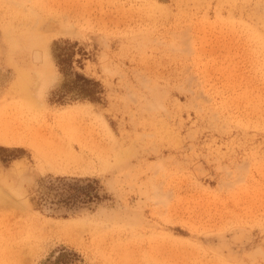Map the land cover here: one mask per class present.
<instances>
[{
  "label": "rangeland",
  "instance_id": "rangeland-1",
  "mask_svg": "<svg viewBox=\"0 0 264 264\" xmlns=\"http://www.w3.org/2000/svg\"><path fill=\"white\" fill-rule=\"evenodd\" d=\"M0 264H264V0H0Z\"/></svg>",
  "mask_w": 264,
  "mask_h": 264
},
{
  "label": "trees",
  "instance_id": "trees-1",
  "mask_svg": "<svg viewBox=\"0 0 264 264\" xmlns=\"http://www.w3.org/2000/svg\"><path fill=\"white\" fill-rule=\"evenodd\" d=\"M77 44L78 42L65 40L61 43H55L54 46L55 63L64 75L63 94L98 100L102 92L100 83L72 70L73 63L75 61L80 62L79 59H74L78 52L76 50ZM97 183L98 181L95 179H80L71 182L58 181V183H52V186L65 192V201L76 204L98 200Z\"/></svg>",
  "mask_w": 264,
  "mask_h": 264
},
{
  "label": "bare ground",
  "instance_id": "bare-ground-1",
  "mask_svg": "<svg viewBox=\"0 0 264 264\" xmlns=\"http://www.w3.org/2000/svg\"><path fill=\"white\" fill-rule=\"evenodd\" d=\"M64 4H65V3H64ZM66 4L69 5L68 3H66ZM66 4H65V5H66ZM71 4H73V3H70V5H71ZM78 4H79V3H78ZM67 5H66V6H67ZM80 5H81V4H80ZM59 6H61V5L59 4L57 7H59ZM74 6H75V5H74ZM76 6H77V5H76ZM78 6H79V5H78ZM84 6H85V5H84ZM57 7H56V8H57ZM67 7H68V6H67ZM59 8H60V7H59ZM63 8H64V7H63ZM71 8H72V6L70 7V9H71ZM81 8H82V7H81ZM81 8H80V9H81ZM83 8H84V7H83ZM85 8H86V6H85ZM54 9H55V8H54ZM64 9H66V8H64ZM64 9H63V10H64ZM76 9L78 10L79 8L77 7ZM55 10H56V9H55ZM74 10H75V8L73 9V11H74ZM93 10H94V9H93ZM59 11H60V10H59ZM65 11H67V9H66ZM96 11H97V10H96ZM51 12H52V11H51ZM55 12H56V11L53 12L54 15H55ZM61 12H62V10H61ZM61 12H60V13H61ZM63 12H64V11H63ZM63 12H62V14H64ZM70 12H71V13H70L71 15L67 14V13H69V12H66L65 15H66V16L69 15V16H67V17H68V18H71V20H73V22L75 21L76 23L79 22L78 20H80V19H82L83 17L86 16V15L83 16L84 13L82 14L81 12H77V11H75V12H73V13H72V11H70ZM84 12H85V11H84ZM93 13H94V12H93ZM86 14H87V13H86ZM89 14H90V13H89ZM89 14H88V15H89ZM58 15H59L60 18H57V20H56L55 18L58 17ZM91 15H92V13H91ZM97 16H98V14H97ZM99 16H100V15H99ZM47 17H48V16H47ZM49 17H50V16H49ZM52 17H53V16H52ZM56 17H53L55 20H54L53 18H51V17H50L49 19H53L52 22H57L58 19H60L59 22L62 23L61 25H64V22H63V21L61 22V18H63V15H62V17H61V15L58 14V12H57V16H56ZM67 17H66V18H67ZM86 17H87V16H86ZM68 18H67V19H68ZM93 18H94V17H93ZM47 19H48V18H47ZM67 19L65 20L66 23H67ZM83 19H85V18H83ZM90 19H91V18H90ZM94 19H95V18H94ZM98 20H99V19H98ZM98 20H97V21H98ZM49 21L51 22V20H48V22H49ZM89 21H90V20H89ZM99 21H100V20H99ZM101 21H102V20H101ZM52 22H51V23H52ZM59 22H58V23H59ZM71 22H72V21H71ZM92 22H93V21H92ZM92 22H91V23H92ZM95 23H96V22H95ZM55 24H56V23H55ZM69 24H70V23H69ZM78 24H79V23H78ZM83 24H86V23H83ZM51 25H54V24L52 23ZM51 25H50V28L53 29L55 26L53 27V26H51ZM71 25H72V23H71ZM89 25H90V23H89ZM59 26H60V25H59ZM64 26H65V25H64ZM64 26H63V27H64ZM77 26H78V25H77ZM80 26H81V24H80ZM67 27H68V26H67ZM78 27H79V26H78ZM55 28H56V31L58 30L59 33H60V30H61V29H59V28H57V27H55ZM75 28H76V27H75ZM64 29H65V28H63V30H64ZM67 29H68V28H67ZM63 30H62V31H63ZM65 30H66V29H65ZM62 31H61V32H62ZM72 31H74V30H72ZM63 32H64V31H63ZM70 32H71V31H70ZM77 32H78V31H77ZM28 77H29V76H28ZM28 77H27V78H28ZM24 78H26V77H24ZM22 79H23V78H22ZM12 133H13V132H12ZM13 134H15V133H13ZM8 136H9V135H8ZM13 137H14V136H13Z\"/></svg>",
  "mask_w": 264,
  "mask_h": 264
}]
</instances>
